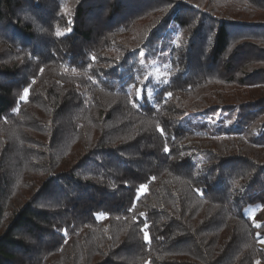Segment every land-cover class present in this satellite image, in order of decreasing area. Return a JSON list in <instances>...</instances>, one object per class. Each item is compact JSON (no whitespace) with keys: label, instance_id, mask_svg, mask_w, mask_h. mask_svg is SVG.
<instances>
[{"label":"trees","instance_id":"16d2710c","mask_svg":"<svg viewBox=\"0 0 264 264\" xmlns=\"http://www.w3.org/2000/svg\"><path fill=\"white\" fill-rule=\"evenodd\" d=\"M261 240L264 0H0V264H264Z\"/></svg>","mask_w":264,"mask_h":264},{"label":"snow or ice","instance_id":"6c2138e0","mask_svg":"<svg viewBox=\"0 0 264 264\" xmlns=\"http://www.w3.org/2000/svg\"><path fill=\"white\" fill-rule=\"evenodd\" d=\"M56 35L59 37V36L65 35V34L62 33V32H57ZM93 59H95V57H93ZM142 91H143V88L142 87L137 89V96L138 97L141 95ZM28 94H29V90L27 88L24 89V95H23L22 99L23 98H26L28 96ZM168 95L170 96L171 94L169 93ZM158 131H160L163 134V129H159L158 128ZM164 150H165V152H167L168 151V148L165 147ZM141 191H143V187H142ZM197 191H199V190H197ZM141 215H143V214H141ZM144 227L147 228L148 226L145 225ZM142 231H143V229H142ZM144 239H145V242H148L149 241V234H148L147 231L144 232ZM260 242L261 243H264V240H261Z\"/></svg>","mask_w":264,"mask_h":264},{"label":"rangeland","instance_id":"374dc122","mask_svg":"<svg viewBox=\"0 0 264 264\" xmlns=\"http://www.w3.org/2000/svg\"><path fill=\"white\" fill-rule=\"evenodd\" d=\"M152 73L155 76H160L161 75V71L157 67L156 68H153Z\"/></svg>","mask_w":264,"mask_h":264}]
</instances>
